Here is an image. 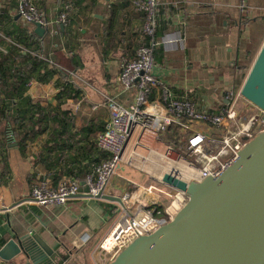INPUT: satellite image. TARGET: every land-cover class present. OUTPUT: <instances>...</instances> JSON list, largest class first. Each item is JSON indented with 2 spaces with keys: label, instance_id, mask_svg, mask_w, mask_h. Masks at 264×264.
Returning <instances> with one entry per match:
<instances>
[{
  "label": "crops",
  "instance_id": "0c3cea01",
  "mask_svg": "<svg viewBox=\"0 0 264 264\" xmlns=\"http://www.w3.org/2000/svg\"><path fill=\"white\" fill-rule=\"evenodd\" d=\"M65 1L71 4L69 20L79 18V22L75 21L70 29H81L82 34H86L87 30L91 33V28L97 23L103 26L110 19L108 10L115 8L114 24L117 27L120 23L124 27L120 38L114 41L113 37L107 48L105 38L94 31L93 38L89 34L79 39L78 57L82 64L80 70L86 69L83 55L93 48L95 54L91 59L99 65L103 88L110 90L108 97H114L123 105L129 104L132 94L121 93L116 78L120 61L133 59L137 49L133 47L137 41L132 44L130 40L133 34L141 33L143 23L142 15L134 9L136 0H83L80 8L74 0H35V3L47 18L54 21ZM16 5L17 0H0L1 46L8 41L4 32H10L20 23ZM82 8L89 12L85 18L79 16ZM263 17L264 0H161L157 9L154 41L160 43L165 35H176L182 39V46H154V76L169 86L175 98L191 99L201 108L218 113L225 104L226 93L233 88L240 90L262 45L241 79L242 69L238 64L244 63L246 51L251 45L250 26ZM91 18H95L96 22ZM68 27L59 29L66 31ZM237 79L240 85L236 84ZM57 82V76H53L50 83L36 82L30 91L33 101L41 107L55 106ZM85 96H82L80 105L86 102ZM70 103L73 109L76 103ZM95 105L101 107L100 104ZM76 127H79L77 123ZM46 138L47 135H44L25 153L19 150L10 131L2 139L4 146L0 147V173L4 164L8 172L5 177H0V249L9 240L30 234L31 231L50 250L62 256L68 254L69 258L64 264H105L96 246L111 232L116 221L114 202L81 196L62 206L45 208L29 198L31 188L46 173L40 167L31 165L30 155L41 151ZM32 174L34 177L31 178ZM47 181L50 182L49 179ZM113 188L109 184L106 195L118 197ZM60 259L57 256L55 263ZM0 264L4 263L0 261Z\"/></svg>",
  "mask_w": 264,
  "mask_h": 264
},
{
  "label": "built area",
  "instance_id": "2783aa9c",
  "mask_svg": "<svg viewBox=\"0 0 264 264\" xmlns=\"http://www.w3.org/2000/svg\"><path fill=\"white\" fill-rule=\"evenodd\" d=\"M160 1L134 2L136 11L143 17L141 33L149 41L135 50L133 59H122L119 63L116 85L121 93H131L132 100L123 105L114 97H108L104 104L107 117L102 131L94 139V148L105 158L90 164L82 181L62 177L55 186L46 180L36 183L30 190V200L46 208L65 205L79 195L88 198H95L99 193L106 195L108 183L121 167L140 170L150 178L151 183H132L135 192L117 197L120 203H114L116 221L111 232L96 246L105 264L134 239L147 236L170 222L186 203L185 192L164 184V175L186 184L215 177L237 158L247 142L264 129V110L244 100L240 90L230 89L224 96L222 109L211 113L191 99L175 98L169 86L154 76V46H182V39L176 35H165L160 43L152 40L157 29ZM69 13L70 5L62 4L53 21L46 17L35 0H17L16 14L20 24L23 27L39 25L51 37L58 35L60 27L69 25ZM0 52L6 53L4 46H0ZM34 85L35 80L26 85V93L31 98ZM55 89L56 96L60 89ZM79 108L77 102L73 110L79 111ZM239 109L255 113L246 116ZM173 132L178 133V137H174L176 142L184 143L183 152L176 151L162 140L167 133ZM165 166L171 167L172 171L162 173ZM148 167L158 169L162 174L155 177L146 172ZM82 188L86 190L81 191Z\"/></svg>",
  "mask_w": 264,
  "mask_h": 264
},
{
  "label": "water",
  "instance_id": "95a60500",
  "mask_svg": "<svg viewBox=\"0 0 264 264\" xmlns=\"http://www.w3.org/2000/svg\"><path fill=\"white\" fill-rule=\"evenodd\" d=\"M34 31L39 37L46 34L39 25ZM239 93L264 110V41ZM162 182L185 192L184 206L170 222L134 239L107 264H264V129L219 175L186 184L166 174ZM94 199L120 203L101 193ZM57 256L61 259L55 263ZM68 258L31 231L0 249L4 264H64Z\"/></svg>",
  "mask_w": 264,
  "mask_h": 264
},
{
  "label": "trees",
  "instance_id": "16d2710c",
  "mask_svg": "<svg viewBox=\"0 0 264 264\" xmlns=\"http://www.w3.org/2000/svg\"><path fill=\"white\" fill-rule=\"evenodd\" d=\"M80 8L83 0H74ZM66 2V1H65ZM64 4L71 5L70 2ZM115 8L109 9L108 19L102 25H95L86 34L81 29L72 31L71 25L77 20L70 18L66 31L59 29L58 35L51 38L49 34L39 37L32 25L22 26L19 22L10 32H4L8 38L5 44L6 53L0 52V147L2 139L10 131L22 153L38 142L44 135L47 138L41 145V151L30 155L31 165L40 167L46 172L39 178V182L49 179L55 186L62 177H72L82 181L90 164L105 158L94 148V139L103 129V117L99 110L95 111L80 127H76L77 117L71 107H64L67 100L74 103L82 99V90L73 82L72 77L82 68L78 57V41L93 33L105 38V45L109 48L111 40L120 38L122 27L114 24ZM135 9V7H134ZM136 10V9H135ZM88 10L82 8L79 16L87 17ZM70 17V16H69ZM96 22L95 18H91ZM251 45L246 51L244 63L238 64L242 69L241 79L253 61L262 40L264 39V17L250 26ZM156 37V33L152 40ZM65 38V40H64ZM90 39V38H89ZM134 49L149 41L144 34H133L131 37ZM3 39L0 38V46ZM5 41V40H4ZM56 44L57 47H53ZM53 76H57L56 87L60 91L56 94V105L41 107L38 102L27 95L26 85L30 80L37 83H50ZM239 84L238 79L235 80ZM177 132L167 133L162 140L171 145L176 151H184V143L178 144ZM8 172L6 164L0 177ZM34 174L31 175V178ZM133 187V186H132Z\"/></svg>",
  "mask_w": 264,
  "mask_h": 264
},
{
  "label": "rangeland",
  "instance_id": "374dc122",
  "mask_svg": "<svg viewBox=\"0 0 264 264\" xmlns=\"http://www.w3.org/2000/svg\"><path fill=\"white\" fill-rule=\"evenodd\" d=\"M94 54V49L89 48L88 52L83 55L85 63L87 64L86 69H79L75 76L72 77L73 82H75V84H77V86L82 90V94L84 96L87 95L85 96L87 99L86 102L84 101V105H80V112L73 110L77 117L76 123L79 127L84 124L86 120L97 110H99L103 115V117L98 120V123L103 122L107 114L104 104L109 96L108 92L110 90H105L103 88L104 86L102 82L104 80L101 77L100 69L97 67L99 65L97 63H94L93 59H91L93 58ZM55 98L56 97H54V101H57V99ZM70 102L71 100H67L66 105L64 107H70L72 105V103ZM95 104H100L101 107L96 110H93L92 107L96 106ZM239 104L242 105V102L240 101ZM239 112L244 113L246 116L255 113V111L251 112V110L246 111L245 109H239ZM151 182L152 180L148 178L145 174H143L140 170H136L130 167H121L110 180L108 185L111 184L114 187L112 191H116L115 193L118 195V197H120L123 193L135 192L136 188H134L135 185L133 186L132 183L136 185H147ZM85 190V188L81 189V191Z\"/></svg>",
  "mask_w": 264,
  "mask_h": 264
},
{
  "label": "bare ground",
  "instance_id": "6f19581e",
  "mask_svg": "<svg viewBox=\"0 0 264 264\" xmlns=\"http://www.w3.org/2000/svg\"><path fill=\"white\" fill-rule=\"evenodd\" d=\"M146 169V172H148L149 174L155 176V177H159L162 173L164 172H170L172 171L171 167L169 166H165L164 170L162 173H158V169H153L152 167H148V168H145ZM183 175L185 176V173H183Z\"/></svg>",
  "mask_w": 264,
  "mask_h": 264
}]
</instances>
